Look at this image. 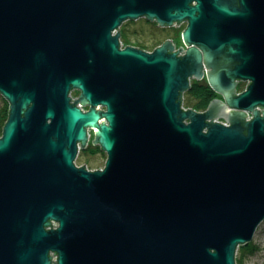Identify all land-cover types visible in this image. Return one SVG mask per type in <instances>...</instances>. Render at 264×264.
<instances>
[{
	"label": "water",
	"instance_id": "95a60500",
	"mask_svg": "<svg viewBox=\"0 0 264 264\" xmlns=\"http://www.w3.org/2000/svg\"><path fill=\"white\" fill-rule=\"evenodd\" d=\"M141 16L186 49L121 47ZM200 48L237 62L202 112ZM0 93V264H237L264 221V0H0ZM89 129L104 169L75 163Z\"/></svg>",
	"mask_w": 264,
	"mask_h": 264
},
{
	"label": "rangeland",
	"instance_id": "374dc122",
	"mask_svg": "<svg viewBox=\"0 0 264 264\" xmlns=\"http://www.w3.org/2000/svg\"><path fill=\"white\" fill-rule=\"evenodd\" d=\"M123 23L124 24L121 30L125 31L127 37L130 40V43L134 44L133 46H137V47L144 46L146 48H151V50L155 46L162 45L168 38L176 43L179 40L181 29L185 25L184 24L181 28H179L178 31H170V32L166 31L165 32L164 29H162L161 27L159 28L152 21L149 22L145 20L144 18L129 19ZM122 43L124 44V46L127 45L126 41L125 42L122 41ZM174 47H177V46L174 45ZM74 91L75 93L73 94L76 96L77 91L76 90ZM182 97H185V103H186L185 105L190 108L194 107L193 108L194 110H196L195 107H198L200 109L205 108L203 104H200L199 99L196 96H194L193 93H189L187 90L184 92ZM4 99L5 98L0 93V107L4 104ZM198 112H202V111H198ZM224 121L226 120L224 119L223 122ZM93 139H94V136L92 140ZM98 146L99 145H96V147ZM106 161H107V153L103 151L100 147L96 148V150H92L91 152L88 151L87 148L85 149L80 148L75 163L78 166H82L85 164L87 169L94 171L99 168L104 169L102 167L105 165ZM250 242H253L254 244H256L257 248L254 251L255 252L254 254L247 253V255L244 256L243 264H264V221L260 223V225L258 226L255 232V235L252 241Z\"/></svg>",
	"mask_w": 264,
	"mask_h": 264
},
{
	"label": "flooded vegetation",
	"instance_id": "af4514ba",
	"mask_svg": "<svg viewBox=\"0 0 264 264\" xmlns=\"http://www.w3.org/2000/svg\"><path fill=\"white\" fill-rule=\"evenodd\" d=\"M139 18H144L145 20H147L149 22L152 21L156 26L164 29L165 32L166 31L167 32L178 31V29L181 28L185 24L184 27H182V29H181V33L179 35V40L176 43L174 41L173 42H174V45L177 46V47H174L175 50L177 48L183 47V46L186 49V46H185L183 39H182V31L188 25L187 19L179 21V22H174L172 24H160V22H158L156 19L151 20V19H148L146 16H141ZM139 47L143 48L147 51L149 49L151 50V48H146L144 46H142V47L139 46ZM156 47H158V46L153 47L152 50H154ZM200 50L203 54L202 75H200V76L194 75L190 78L191 88L188 90V92L193 93L194 96H196L199 99L200 104H203L205 106L204 109H200L198 107H195L196 110L197 111H204L209 107L210 103L213 100H215V99L217 100V99L222 98V95H220V93L216 92L215 89L211 86V80H210L211 75L215 74L219 69H223L224 71H228V70L234 68L235 65L237 64V62L230 60L229 57L224 53L218 54V55H212L204 49L200 48ZM206 53L208 54L207 57H206ZM219 80H221V78H219ZM230 81L235 83L236 94H239L242 91H244L247 88V85L251 82L250 79H243V78H233V79H230ZM184 103H185V97H184ZM211 109H212L211 111H212V114L214 117H224L222 114V108L220 107V105L218 103H216V101L213 103ZM242 116L243 115L239 114L238 118H240ZM91 134H93V132H91ZM86 148L90 152L93 150L92 139L89 138V141H88Z\"/></svg>",
	"mask_w": 264,
	"mask_h": 264
},
{
	"label": "trees",
	"instance_id": "16d2710c",
	"mask_svg": "<svg viewBox=\"0 0 264 264\" xmlns=\"http://www.w3.org/2000/svg\"><path fill=\"white\" fill-rule=\"evenodd\" d=\"M124 24V23H123ZM123 24L120 27V30L123 27ZM121 40L126 41L127 45H134L133 43H130L129 38L127 37L125 31L121 30ZM139 46V45H138ZM9 112H10V105L6 99H4V104L0 107V137L3 134L4 125L6 124L8 118H9ZM93 150H96V148H99L100 146L96 147V145L92 144ZM101 148V147H100ZM257 248V245L253 242L240 245L237 249V258L236 261L238 264L244 263V256L248 254H254L255 250Z\"/></svg>",
	"mask_w": 264,
	"mask_h": 264
},
{
	"label": "bare ground",
	"instance_id": "6f19581e",
	"mask_svg": "<svg viewBox=\"0 0 264 264\" xmlns=\"http://www.w3.org/2000/svg\"><path fill=\"white\" fill-rule=\"evenodd\" d=\"M114 31H118L117 29L116 30H114ZM113 31V32H114ZM145 50V49H144ZM147 51V50H146ZM153 50H148V52H152ZM247 88H248V85H247ZM74 90H76V89H74ZM74 90H71V92H70V96L74 99V98H76V97H78V95L80 94V91L79 90H76L77 92H76V96L73 94V93H75V91ZM189 90V89H188ZM187 90V91H188ZM216 91V90H215ZM216 92H218V91H216ZM219 93V92H218ZM184 94V93H183ZM182 94V95H183ZM220 95H222L221 93H220ZM222 99H224V97H223V95H222ZM79 104H81L80 102L78 103V105ZM98 105H102V104H98ZM98 105H96V107H97V109L98 110H100V109H102V108H99L98 107ZM80 106V105H79ZM82 106V105H81ZM84 107V106H83ZM82 107V108H83ZM181 107L182 108H184L185 110L187 109V108H190V107H188V106H186L185 105V103H184V97H183V99H182V103H181ZM259 109H262V107L260 106V105H258L257 106ZM89 108V105H87V106H85V108H83V110H87ZM263 111H261V113H262ZM248 120L249 119H251V118H253V115L251 114V113H249V115L246 117ZM225 118L224 117H217V119H216V121H219V122H222V123H225L226 125H229L228 123H227V121H224L223 122V120H224ZM91 132H93V134H91ZM88 134H89V138L90 139H92L93 138V136H94V131L93 130H91V129H89L88 130ZM92 144H94L93 142H92ZM94 145H99V144H94ZM100 146V145H99ZM101 147V146H100ZM81 148V147H80ZM79 148V149H80ZM102 149V148H101ZM104 151V150H103ZM107 153V152H106ZM107 158H108V154H107ZM76 161V160H75ZM105 165H106V163H105ZM105 165L102 167V168H105ZM89 170V169H88ZM53 224H55V225H53L54 226V228H57V226H59V222H57V221H53ZM52 226L51 225H49L47 228H51ZM50 254H54V252H53V250H51L50 251ZM53 258H55V259H57V254H54L53 255ZM237 258V253H236V255H235V259ZM238 264V263H237Z\"/></svg>",
	"mask_w": 264,
	"mask_h": 264
},
{
	"label": "built area",
	"instance_id": "2783aa9c",
	"mask_svg": "<svg viewBox=\"0 0 264 264\" xmlns=\"http://www.w3.org/2000/svg\"><path fill=\"white\" fill-rule=\"evenodd\" d=\"M114 33H116V31H114ZM121 47H124V44L121 41ZM81 106V104H79ZM100 106V107H99ZM83 107V106H82ZM99 108L105 109V107L103 105H98ZM85 108V107H83ZM103 120L102 118L100 119V121ZM56 260V259H55Z\"/></svg>",
	"mask_w": 264,
	"mask_h": 264
}]
</instances>
